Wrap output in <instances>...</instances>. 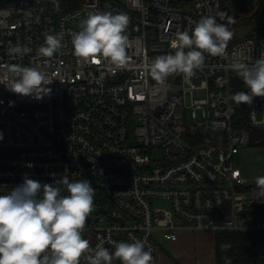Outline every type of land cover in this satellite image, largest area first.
I'll return each instance as SVG.
<instances>
[{
    "label": "built area",
    "instance_id": "2783aa9c",
    "mask_svg": "<svg viewBox=\"0 0 264 264\" xmlns=\"http://www.w3.org/2000/svg\"><path fill=\"white\" fill-rule=\"evenodd\" d=\"M223 8V0H0V78L18 64L39 67L50 81L38 99L0 84V193L25 175L42 184L65 175L87 179L94 202L82 235L90 247L103 242L114 251L110 240L139 238L152 264H158V234L176 241L182 231H264V213L251 211L264 204V189L236 160L250 134L234 126L232 82L249 89L228 67L236 57L249 64L260 58L264 35L227 44L222 55L205 53L191 77L157 81L142 70L173 52L176 32L190 31L201 16L224 23ZM106 10L129 17L123 69L74 54L71 36L81 21ZM46 32L63 34L50 58L37 51ZM16 44L31 51L10 54ZM246 111L252 127L264 128V96L246 102ZM209 128L218 131L219 144L196 145ZM157 200L168 206H155ZM259 258L264 264V243ZM79 264H87L84 256Z\"/></svg>",
    "mask_w": 264,
    "mask_h": 264
},
{
    "label": "clouds",
    "instance_id": "9594fccd",
    "mask_svg": "<svg viewBox=\"0 0 264 264\" xmlns=\"http://www.w3.org/2000/svg\"><path fill=\"white\" fill-rule=\"evenodd\" d=\"M128 24L125 12H90L81 21L80 30L71 36L74 54L95 63L103 57L113 70L123 69L130 59L126 51ZM232 36L228 25L218 22L216 16H201L190 31L176 32V38L170 41L173 52L157 55L142 70L157 81L176 73L191 77L194 69L205 63V53L224 54ZM62 38V33L46 32L38 53L53 57L62 47ZM30 51L20 44L9 48L14 55ZM228 67L249 89L234 93L235 102L251 103L254 97L264 96V53L251 64L233 58ZM8 72L10 75L0 78V84L13 93L38 99L42 92H49L43 87L50 81L37 66L11 64ZM255 184L264 189V175L256 176ZM93 202L94 189L87 179L65 175L54 184H42L25 175L21 184L0 193V264H79L82 256L87 264H113L114 258L122 264H152V252L139 238L130 242L110 240L114 251L103 242L90 247L82 233Z\"/></svg>",
    "mask_w": 264,
    "mask_h": 264
},
{
    "label": "trees",
    "instance_id": "16d2710c",
    "mask_svg": "<svg viewBox=\"0 0 264 264\" xmlns=\"http://www.w3.org/2000/svg\"><path fill=\"white\" fill-rule=\"evenodd\" d=\"M231 12L223 8V21L233 33L227 43L233 44L239 38L236 33L246 29V36L264 35V0H233ZM224 7V3H223ZM232 96L236 92L246 91L242 82H232ZM234 126L246 128L250 134L249 146L264 147V128L252 127L248 122L246 102L237 103L233 107ZM200 140L196 145L218 144V131L206 129L199 132ZM251 211L255 216L264 213V204H255ZM264 243V231H228L216 232V264H260V245Z\"/></svg>",
    "mask_w": 264,
    "mask_h": 264
},
{
    "label": "crops",
    "instance_id": "0c3cea01",
    "mask_svg": "<svg viewBox=\"0 0 264 264\" xmlns=\"http://www.w3.org/2000/svg\"><path fill=\"white\" fill-rule=\"evenodd\" d=\"M158 243V264H216V232L182 231L176 241Z\"/></svg>",
    "mask_w": 264,
    "mask_h": 264
},
{
    "label": "rangeland",
    "instance_id": "374dc122",
    "mask_svg": "<svg viewBox=\"0 0 264 264\" xmlns=\"http://www.w3.org/2000/svg\"><path fill=\"white\" fill-rule=\"evenodd\" d=\"M224 8H227L229 12H231V7L234 3L229 2L227 0H223ZM247 30L242 29L236 33L237 38H243L246 36ZM219 144V142H218ZM217 145V144H216ZM159 157L160 153H156ZM236 160L239 166L242 168L244 174L248 177L251 182H255V177L258 175H264V147H253V146H246L243 147L239 154L236 155ZM157 207H165L168 206L167 202L164 200H157L155 203ZM217 232V231H215ZM157 243H168L162 237V234H158Z\"/></svg>",
    "mask_w": 264,
    "mask_h": 264
}]
</instances>
